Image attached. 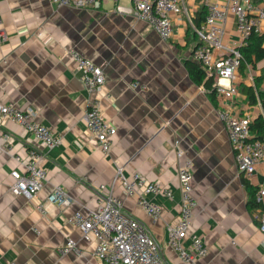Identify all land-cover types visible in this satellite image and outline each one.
I'll use <instances>...</instances> for the list:
<instances>
[{"label":"crops","instance_id":"obj_1","mask_svg":"<svg viewBox=\"0 0 264 264\" xmlns=\"http://www.w3.org/2000/svg\"><path fill=\"white\" fill-rule=\"evenodd\" d=\"M187 1L195 22L200 13L206 14L203 0ZM0 10L8 34L0 43V102L35 109L38 121L61 138L47 150L16 122L3 121L1 128L13 136L14 149L0 150V264H97L95 240H84L71 218L98 206L99 187L106 185L108 194L119 166L128 176L139 173L174 191L173 199L151 196L162 207L160 219L154 220L137 206L136 198L124 196L120 183L114 185L125 211L147 226L167 264H186L169 247L166 230L181 208L176 139L194 163L198 206L192 231L209 248L208 256L195 264H264L257 200L264 189V161L250 179L238 171L217 114L219 101L214 103L186 68L199 43L186 20L174 23V36L163 41L137 18L132 0H102L97 10L59 8L52 0H0ZM225 39L240 40L233 15ZM72 49L104 69L105 90L112 99H102V112L117 129L108 155L88 130L85 116L95 95L84 88L69 55ZM261 68L258 63L239 72L233 105L236 114L252 120L263 109L249 104L247 89H255ZM134 82L140 83L138 90L132 89ZM260 89L264 91V81ZM31 149L43 153L41 167L47 173L44 188L32 200L11 193V173L24 170ZM244 180L255 190L253 206ZM56 187L67 193L70 205L43 209ZM69 239L78 243L81 255H60Z\"/></svg>","mask_w":264,"mask_h":264},{"label":"built area","instance_id":"obj_2","mask_svg":"<svg viewBox=\"0 0 264 264\" xmlns=\"http://www.w3.org/2000/svg\"><path fill=\"white\" fill-rule=\"evenodd\" d=\"M59 8L100 9L102 0H52ZM135 15L148 23L163 41L174 36V23L187 21L199 41L192 50L191 59L205 71L206 79H211L220 107L217 114L221 120L234 152L238 171L245 179L253 177L257 167L264 161V141L255 140L250 125L252 118L233 111L235 98L239 95V72L244 56L242 48L247 46L253 34L264 32V0H203L206 14L197 25L196 15L187 0H132ZM230 15L234 16L240 40L226 41V26ZM3 14L0 10V43L8 39L4 29ZM84 88L95 98L90 102L85 120L91 137L104 155L110 154L117 129L103 116L102 99H112L105 90L104 69L85 57L76 49L69 51ZM138 90L140 83L131 84ZM203 87V86H202ZM203 89H205L203 87ZM206 91V90H205ZM4 120H12L28 131L44 149L50 150L61 143V138L51 128L38 121V113L33 108H22L17 103L0 102V150L12 152L14 138L3 130ZM174 149L181 161L178 168L181 208L177 221L167 225L168 245L186 264H195L209 254L203 237L192 231V223L198 203L194 197V163L185 157L182 141L176 139ZM44 155L31 149L28 152L24 170H13L11 193L35 199L44 188L47 173L41 167ZM120 183L124 196L136 198L137 206L152 219L158 220L162 207L151 196L174 198V191L145 176L134 173L128 176L124 166L117 167L111 190L101 185L98 189V206L88 211H77L71 223L77 227L86 241L95 240L97 264H167L161 248L151 237L147 226L129 215L124 208V200L114 194V185ZM260 204L259 229L264 233V189L258 193ZM71 203L67 193L56 187L47 198L43 209L49 205L59 208ZM70 253L81 255L83 251L73 239H69L60 249V255Z\"/></svg>","mask_w":264,"mask_h":264},{"label":"trees","instance_id":"obj_3","mask_svg":"<svg viewBox=\"0 0 264 264\" xmlns=\"http://www.w3.org/2000/svg\"><path fill=\"white\" fill-rule=\"evenodd\" d=\"M205 12L199 14L196 24L199 25L203 20ZM244 61L241 64L240 71L245 72L248 65L252 68H256L257 64H262L261 74L255 79V89L248 87V99L250 105H260L263 109V114L252 120L250 125L253 138L255 140L264 141V91L260 89L261 84L264 81V32L253 34L249 40L247 46L242 48ZM186 68L190 74L191 79L199 86H203L210 97L216 103V91L213 88V82L211 79H206L204 69L194 61H188ZM251 194L250 206H253L252 197L255 196V190L248 184L246 180L243 181Z\"/></svg>","mask_w":264,"mask_h":264}]
</instances>
